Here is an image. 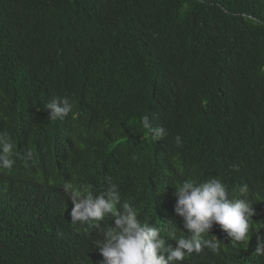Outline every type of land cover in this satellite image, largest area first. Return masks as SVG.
<instances>
[{"label": "trees", "instance_id": "trees-1", "mask_svg": "<svg viewBox=\"0 0 264 264\" xmlns=\"http://www.w3.org/2000/svg\"><path fill=\"white\" fill-rule=\"evenodd\" d=\"M57 96L73 104L63 120L46 111ZM4 132L15 163L0 169V264H100V228L72 223L67 183L99 194L110 181L179 237L175 185L212 178L237 198L248 186L249 240L214 225L220 251L178 264H264V0H0Z\"/></svg>", "mask_w": 264, "mask_h": 264}, {"label": "clouds", "instance_id": "clouds-1", "mask_svg": "<svg viewBox=\"0 0 264 264\" xmlns=\"http://www.w3.org/2000/svg\"><path fill=\"white\" fill-rule=\"evenodd\" d=\"M51 120H63L73 111V104L67 97H54L46 104ZM142 125L154 139L167 135L164 127H153L149 116L142 117ZM177 147L182 145L179 135L175 137ZM14 144L6 133H0V169H12ZM31 156V152L27 153ZM239 169H237L238 171ZM94 194L72 183L64 185L65 193L73 205L72 223L81 222L100 228L103 239L96 242L100 264H178L191 254H201L207 248L213 253L220 251V233L207 238L214 225H219L231 239L233 245L248 242L255 213L248 200V186L239 188L240 197L229 193L228 185L219 178L204 182L186 179L175 185L173 196L176 200L174 211L183 218L182 235L175 231L163 235V229L142 221L136 208L127 201L121 203V195L115 184ZM111 217L112 223L100 227V221ZM256 254L264 255V236L256 234ZM168 239L175 241V246Z\"/></svg>", "mask_w": 264, "mask_h": 264}]
</instances>
